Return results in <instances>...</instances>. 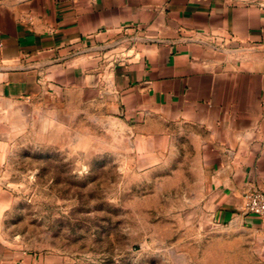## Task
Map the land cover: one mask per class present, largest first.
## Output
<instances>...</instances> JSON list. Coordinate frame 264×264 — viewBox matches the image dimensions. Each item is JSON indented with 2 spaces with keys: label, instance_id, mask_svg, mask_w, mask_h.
I'll return each mask as SVG.
<instances>
[{
  "label": "crops",
  "instance_id": "0c3cea01",
  "mask_svg": "<svg viewBox=\"0 0 264 264\" xmlns=\"http://www.w3.org/2000/svg\"><path fill=\"white\" fill-rule=\"evenodd\" d=\"M92 90L203 131L210 221L264 264V221L243 212L264 193V0H0V164L15 123ZM0 264L23 263L0 243Z\"/></svg>",
  "mask_w": 264,
  "mask_h": 264
},
{
  "label": "rangeland",
  "instance_id": "374dc122",
  "mask_svg": "<svg viewBox=\"0 0 264 264\" xmlns=\"http://www.w3.org/2000/svg\"><path fill=\"white\" fill-rule=\"evenodd\" d=\"M106 94L63 93L14 124L0 164V243L23 264H259L212 225L203 131L138 123Z\"/></svg>",
  "mask_w": 264,
  "mask_h": 264
},
{
  "label": "built area",
  "instance_id": "2783aa9c",
  "mask_svg": "<svg viewBox=\"0 0 264 264\" xmlns=\"http://www.w3.org/2000/svg\"><path fill=\"white\" fill-rule=\"evenodd\" d=\"M243 212L264 221V193L250 190L244 195Z\"/></svg>",
  "mask_w": 264,
  "mask_h": 264
}]
</instances>
